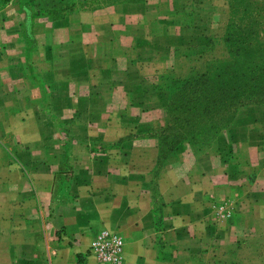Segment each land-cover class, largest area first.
<instances>
[{"label": "crops", "instance_id": "1", "mask_svg": "<svg viewBox=\"0 0 264 264\" xmlns=\"http://www.w3.org/2000/svg\"><path fill=\"white\" fill-rule=\"evenodd\" d=\"M214 1L0 3V138L30 153L18 166L40 168L2 215L0 264H103L91 249L103 233L124 239L121 264H264L256 151L223 143L199 153L184 142L154 176L155 133L169 119L163 104L149 106L163 94L151 88L180 71L178 60H159L201 35L181 12ZM103 143L115 153L95 149Z\"/></svg>", "mask_w": 264, "mask_h": 264}, {"label": "rangeland", "instance_id": "2", "mask_svg": "<svg viewBox=\"0 0 264 264\" xmlns=\"http://www.w3.org/2000/svg\"><path fill=\"white\" fill-rule=\"evenodd\" d=\"M3 2L4 0H0V3ZM98 5L101 6V3ZM198 10L194 8L192 11L181 12L182 15L188 16L186 19L188 26L199 27L201 35L193 36V39L198 40L192 41L191 36L190 43H187L185 38L178 39V43L183 48L181 55L161 56L159 60L160 62L178 60L180 71H177L173 79L169 77L170 82L166 86L151 88L156 91L163 90V94L159 95L157 100L154 98L149 106L155 109V106L160 107L163 104L169 119L168 125L157 129L155 133L164 142L160 165L154 174L156 177L161 173L167 155L180 143L181 137L196 136L193 144L200 153L215 150L223 143L232 144L237 149L256 151L258 161L260 160L264 165V83L249 97L246 96L248 90L245 89L253 85V82L247 79L252 74L256 75V82L261 83L264 80V75L256 73L259 68L264 67V0H215ZM26 12L28 15L26 29L31 31L33 14L30 10ZM30 42L34 43L35 40L30 37ZM197 55L205 61L197 64ZM202 64L203 69H198ZM230 73L233 75L228 76ZM160 74L166 75V72ZM204 76H208L207 79H203V83L196 88L193 87L194 84L184 89L180 85V82L185 80L202 79ZM243 80L244 83H240ZM235 81H239L235 91L219 90L217 97L222 108L228 98H233L234 101L229 109L224 108V112H214L209 116L204 115L201 109L198 110L196 107L200 104L198 99L216 100L217 88L212 82L222 87L232 86ZM237 101H241L242 104H236ZM170 114L189 120L183 125L176 123L172 126ZM222 125L227 127H222V130L217 129ZM168 127L170 128L166 130ZM8 141L7 136L0 138V221L2 215L3 220L6 221L4 216L7 209L8 216L13 212L11 207L17 199L14 201L12 198L19 190L20 180L26 183L33 172L40 170L33 166H18L17 160L30 162V153L24 150H6L4 143ZM95 149L105 153L112 152L104 143L96 144ZM42 156L43 152H40V158ZM74 172V168L65 166L64 174L67 177L72 176ZM23 182L21 185L24 184ZM31 183V181L27 183L28 188L30 185L33 187ZM30 190L35 192V188ZM8 232L10 234L6 235L10 239L21 236L20 231L8 230Z\"/></svg>", "mask_w": 264, "mask_h": 264}, {"label": "trees", "instance_id": "3", "mask_svg": "<svg viewBox=\"0 0 264 264\" xmlns=\"http://www.w3.org/2000/svg\"><path fill=\"white\" fill-rule=\"evenodd\" d=\"M226 69H228V67H227ZM256 73H259V74L264 75V67H263V68H262V67L259 68L258 71H257ZM230 75L232 76L233 73H232V74L230 73L228 76H230ZM243 76H245V75H243ZM207 77H208V76H204V77H202V79H190V80H185V81H183V82H180V85H181L182 88L184 89V88H187V87L192 86V85L194 84L193 87L196 88L198 85L202 84V83H203L202 80H203V79H207ZM247 79H248L249 82H253V85H252L251 87H247V88H245V89L248 90L246 96L249 97L250 95L253 94V92H254L258 87H260V86L264 83V80H263L261 83L256 82V75H255V74H252V75H251L250 77H248ZM244 81H245V80H243V81L240 82V83H244ZM238 83H239V81H235L234 84H233L232 86H222V87H220L217 83L212 82V85H214V86L217 88V89H215L216 100H210V101H207V100H205V99H204V100L198 99V103H200V104H198L196 107L198 108V110L201 109L202 112H203V114H204V115H207V116L213 114L214 112H217V113L224 112V108L229 109V107L231 106V104H232V102H233L234 100H233V98H228V100L225 101V102L223 103V108L220 107V106H222V105H221V102L217 99V97H219V92H220V91H228V92L235 91V88L237 87V84H238ZM217 86H219V87H217ZM183 89H181V90H183ZM219 90H220V91H219ZM241 90H242V89H241ZM172 94H173V93H172ZM172 94H171V95H172ZM260 103H261V101H260ZM236 104H242V102H241V101H237ZM188 112H191V110H188ZM170 120H171V125L174 126L176 123H179V124L181 123V125H183V124H185V122H187L189 119H188V118H184V119H182V118H180V117H176V116H173V115L170 114ZM188 126H189V125H188ZM170 127H171V126H170ZM170 127L166 128V130L169 129ZM222 127H227V125H222L221 127H217V129L219 128V130H222ZM163 130H165V129H163ZM158 139L160 140V144H161V157H162V152H163L164 142L162 141L161 138H158ZM195 139H196V136H194V137L192 136L191 138H190V137H181V138H180L181 141H180L179 144L184 143V142H189V143L192 144V146L194 147V149H195L197 152H199L198 149L196 148V146L193 144V142H194ZM179 144H178V145H179ZM178 145H177L176 147L174 146V148L171 149L170 153H171L172 151H174V150L178 147ZM209 151H212V149H211V150H208V151H206V152H209ZM199 153H200V152H199ZM203 153H205V152H203ZM168 155H169V154H168ZM168 155H167V157H168ZM167 157H166V158H167Z\"/></svg>", "mask_w": 264, "mask_h": 264}, {"label": "built area", "instance_id": "4", "mask_svg": "<svg viewBox=\"0 0 264 264\" xmlns=\"http://www.w3.org/2000/svg\"><path fill=\"white\" fill-rule=\"evenodd\" d=\"M125 241L117 234L103 233L92 244V251L103 264H121Z\"/></svg>", "mask_w": 264, "mask_h": 264}]
</instances>
